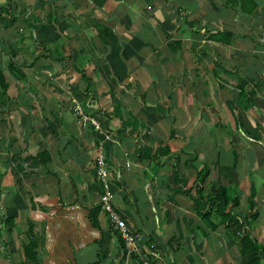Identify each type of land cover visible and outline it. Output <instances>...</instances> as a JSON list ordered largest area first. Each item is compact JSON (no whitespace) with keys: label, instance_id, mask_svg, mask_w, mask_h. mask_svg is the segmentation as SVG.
<instances>
[{"label":"crops","instance_id":"1","mask_svg":"<svg viewBox=\"0 0 264 264\" xmlns=\"http://www.w3.org/2000/svg\"><path fill=\"white\" fill-rule=\"evenodd\" d=\"M93 1L0 0V264H127L99 142L143 251L264 264V0ZM214 187L260 250L204 224L197 192Z\"/></svg>","mask_w":264,"mask_h":264},{"label":"built area","instance_id":"2","mask_svg":"<svg viewBox=\"0 0 264 264\" xmlns=\"http://www.w3.org/2000/svg\"><path fill=\"white\" fill-rule=\"evenodd\" d=\"M74 112L83 127L91 126L94 129H98L97 123L84 115L79 108H76ZM97 148L98 152L94 160V171L97 182L101 186V195L99 199L100 209L107 216L110 224L123 244L127 264H161L159 256L150 253L153 247L150 246L145 250L146 252L143 251L141 247L143 237L139 233L130 230L125 220L120 218V216L113 211L110 204L112 192L108 181L109 171L105 162L101 142L97 144Z\"/></svg>","mask_w":264,"mask_h":264},{"label":"trees","instance_id":"3","mask_svg":"<svg viewBox=\"0 0 264 264\" xmlns=\"http://www.w3.org/2000/svg\"><path fill=\"white\" fill-rule=\"evenodd\" d=\"M93 2L97 8H100L105 2H107V0H94ZM9 10H11L10 7L8 8V11ZM4 86V78L0 71V88H4ZM202 172L203 173L199 174L195 181V183L200 186H203L205 183L209 171L206 167H204ZM212 191L214 196L203 198L202 192L199 190L195 200L197 212L201 216L204 224L210 230H215L217 227L224 225L231 238L239 241L241 246V255L260 250V247L255 242H252L248 236L242 235V227L237 223V221L229 224L232 216L230 213H225L229 204L228 192L223 188L216 187L212 188ZM236 203L237 201L234 199L232 201V205L234 206ZM94 213L92 212L93 216L95 215ZM214 219H219L218 223L214 222Z\"/></svg>","mask_w":264,"mask_h":264}]
</instances>
